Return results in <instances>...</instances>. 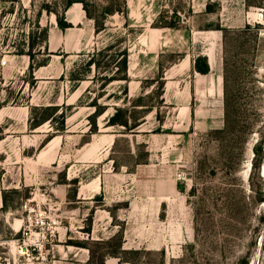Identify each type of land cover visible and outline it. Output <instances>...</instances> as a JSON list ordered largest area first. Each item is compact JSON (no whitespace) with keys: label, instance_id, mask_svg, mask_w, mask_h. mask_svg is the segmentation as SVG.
Returning <instances> with one entry per match:
<instances>
[{"label":"rangeland","instance_id":"obj_1","mask_svg":"<svg viewBox=\"0 0 264 264\" xmlns=\"http://www.w3.org/2000/svg\"><path fill=\"white\" fill-rule=\"evenodd\" d=\"M64 1L0 0V264H264V0Z\"/></svg>","mask_w":264,"mask_h":264},{"label":"trees","instance_id":"obj_2","mask_svg":"<svg viewBox=\"0 0 264 264\" xmlns=\"http://www.w3.org/2000/svg\"><path fill=\"white\" fill-rule=\"evenodd\" d=\"M75 3H81L83 5V8L86 12V15L95 20V26H96V30L97 31H102L105 29V25L104 24H99L98 22V18L92 13L91 9H90V4L87 0H65L64 1V6H63V12H60L58 10H54L55 14H56V20H57V25L58 27L64 32L67 31L68 28L72 27L71 22L68 21L67 19V15L66 12L72 8V6ZM126 2H125V8H121L120 7H115L112 8L110 10L105 11V14H114L115 12H120V13H127V8H126ZM49 10V8H47ZM114 48V44H109L107 46H105L104 48L99 50V54L103 55L104 57H107V63H115L117 62L114 53L109 54L108 52L111 51ZM119 55H122V58L120 59V61L118 62L119 64V68L117 71L112 72L109 76L106 75L104 76L103 79H105L108 83L113 82L115 80H123L125 82V87L123 89V92L125 94V100L130 97L129 96V90H128V84L130 82V78L128 76L127 73V68H128V62H129V54L127 49H124L122 51H119L118 53ZM31 59H32V55L29 54ZM95 54H93V56L89 59L88 61V69H90V66L92 64L96 65L97 67L100 66V62H98L95 58H94ZM33 62L30 63V66H32ZM225 64L228 65V58H225ZM106 66V65H105ZM195 71H197L200 74H208L210 72V63L208 61V58L206 55L204 54H198L195 58H194V65H193ZM118 71H121L123 74L121 76L116 75L118 73ZM76 79V78H75ZM79 79V78H78ZM226 80V85L225 88H227V83L228 80L225 77ZM156 81L161 83L160 87L154 88L153 90H151V92H149L148 94H146V96H151L154 95L155 93H158L161 97V101L160 102H164L163 98H164V92H165V81H164V76L160 75V78L157 79ZM145 94L143 95H139L137 96L135 99H133V104H132V108L130 107H122V106H116L115 107V111L114 113L108 118L107 121V125L109 126H116V125H121L124 126L127 129H134L136 127H138L139 125H141L144 121V118L146 117V115L153 111L154 106L150 105V104H145L142 103V101L144 100ZM225 98H226V105H225V114L227 116V121H228V116H229V110H228V101H229V94L228 91L225 92ZM95 105V104H93ZM57 106H46L43 107L42 110L45 112H48L47 115L43 116L41 119H34L32 121V125L34 127H37L41 124H43L44 122H46L49 119H53L54 114H56L57 110H56ZM56 110V111H55ZM101 113H103V111H99V110H95L92 114V116H98ZM63 114V112L61 113ZM93 117V118H94ZM64 123V122H63ZM94 124L97 130V124H96V119L94 118Z\"/></svg>","mask_w":264,"mask_h":264},{"label":"crops","instance_id":"obj_3","mask_svg":"<svg viewBox=\"0 0 264 264\" xmlns=\"http://www.w3.org/2000/svg\"><path fill=\"white\" fill-rule=\"evenodd\" d=\"M209 74V73H208ZM208 74H203V75H208Z\"/></svg>","mask_w":264,"mask_h":264}]
</instances>
